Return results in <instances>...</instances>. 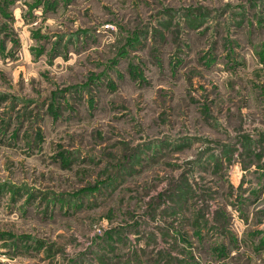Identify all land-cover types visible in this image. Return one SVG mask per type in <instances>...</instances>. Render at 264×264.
I'll list each match as a JSON object with an SVG mask.
<instances>
[{
    "label": "rangeland",
    "instance_id": "374dc122",
    "mask_svg": "<svg viewBox=\"0 0 264 264\" xmlns=\"http://www.w3.org/2000/svg\"><path fill=\"white\" fill-rule=\"evenodd\" d=\"M0 264H264V0H0Z\"/></svg>",
    "mask_w": 264,
    "mask_h": 264
}]
</instances>
